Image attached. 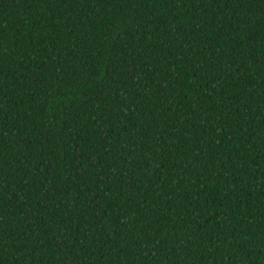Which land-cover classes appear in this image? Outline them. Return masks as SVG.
<instances>
[{
    "label": "trees",
    "instance_id": "trees-1",
    "mask_svg": "<svg viewBox=\"0 0 264 264\" xmlns=\"http://www.w3.org/2000/svg\"><path fill=\"white\" fill-rule=\"evenodd\" d=\"M0 264H264V0H0Z\"/></svg>",
    "mask_w": 264,
    "mask_h": 264
}]
</instances>
